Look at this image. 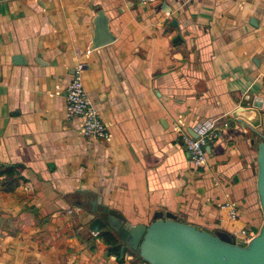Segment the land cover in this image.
Wrapping results in <instances>:
<instances>
[{
  "label": "crops",
  "instance_id": "0c3cea01",
  "mask_svg": "<svg viewBox=\"0 0 264 264\" xmlns=\"http://www.w3.org/2000/svg\"><path fill=\"white\" fill-rule=\"evenodd\" d=\"M101 9L116 40L91 49ZM79 65L110 142L66 115ZM261 122L264 0L0 1V171L15 172L0 176V264H148L82 223L74 207L92 198L133 226L162 212L258 235ZM208 124L220 136L196 167L176 127Z\"/></svg>",
  "mask_w": 264,
  "mask_h": 264
},
{
  "label": "water",
  "instance_id": "95a60500",
  "mask_svg": "<svg viewBox=\"0 0 264 264\" xmlns=\"http://www.w3.org/2000/svg\"><path fill=\"white\" fill-rule=\"evenodd\" d=\"M94 23L91 49L116 40L109 28V17L102 9L97 12ZM259 125L260 130L251 128L262 140L257 150V191L264 214V122ZM191 135L198 137V134ZM83 207L87 211L81 214L86 219L82 223L89 224L93 233L110 228L148 264H264V222L259 234L245 243L228 232L205 230L172 214L165 218L159 212L151 224L133 226L120 212L103 206L100 199L78 204L74 211L79 214Z\"/></svg>",
  "mask_w": 264,
  "mask_h": 264
},
{
  "label": "built area",
  "instance_id": "2783aa9c",
  "mask_svg": "<svg viewBox=\"0 0 264 264\" xmlns=\"http://www.w3.org/2000/svg\"><path fill=\"white\" fill-rule=\"evenodd\" d=\"M142 1L145 3H152L155 0ZM192 1L193 0H186L188 3ZM83 70V65L77 66L73 78L68 85L66 115L68 118H79L81 120L80 131L83 136L110 142L112 136L108 125L101 119L84 87L82 77ZM176 131L181 134L183 144L187 149L191 162L196 167L205 166L208 161L207 148L214 144L220 136L218 129H216L213 124L205 125L197 138L183 131L181 126H177ZM219 211L222 220H224L223 217L228 218L229 221L234 223L241 220L238 206L234 202H225L219 207ZM235 236L245 243L253 238V234L245 226L236 228Z\"/></svg>",
  "mask_w": 264,
  "mask_h": 264
},
{
  "label": "trees",
  "instance_id": "16d2710c",
  "mask_svg": "<svg viewBox=\"0 0 264 264\" xmlns=\"http://www.w3.org/2000/svg\"><path fill=\"white\" fill-rule=\"evenodd\" d=\"M14 173L15 172L12 169H5V170L0 171V176L1 175H5V174L11 175V174H14ZM104 235L108 238L109 241H111V244H112V249L111 250L112 251L118 253V252H120L123 249V245L118 244V242H116L115 239H114L115 237L111 233H105ZM126 247H127V245H126Z\"/></svg>",
  "mask_w": 264,
  "mask_h": 264
}]
</instances>
